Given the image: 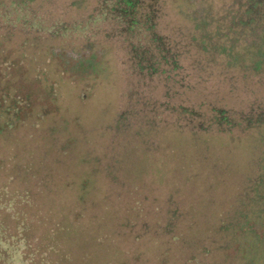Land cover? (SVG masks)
Here are the masks:
<instances>
[{
    "label": "rangeland",
    "instance_id": "rangeland-1",
    "mask_svg": "<svg viewBox=\"0 0 264 264\" xmlns=\"http://www.w3.org/2000/svg\"><path fill=\"white\" fill-rule=\"evenodd\" d=\"M63 1L44 3L36 13L53 19ZM96 1L85 0V10ZM170 10L166 8L169 18L175 19ZM18 28L24 30L16 26L11 31ZM34 28L29 35L47 38L44 30ZM67 37L42 39L28 54L30 61L24 57L22 63L14 60L11 41L0 44V264H141L144 257L146 264H156L160 248L153 234L142 235L138 225L125 222L131 223L135 213L142 215L131 210L135 201L143 205L142 212L150 210L157 217L168 206L167 193L177 186L171 201H179L183 213L215 215L254 172L250 150L210 142L211 154L195 161L194 146L164 130L157 139L151 136L154 144L160 143L156 151L141 155L133 150L118 170L107 173V158L121 143V133L113 135L111 129L129 87L123 44L112 24L101 20L77 26ZM83 37L102 46L98 55L90 52L77 62L46 53L49 44L78 43ZM228 82L226 96L229 86L236 89L227 96L234 108L256 96L264 105V80L249 72L243 79L234 73ZM160 91L156 86L153 95ZM213 163L217 168L212 169ZM176 165L187 173L198 168V176L186 180ZM216 171L223 183L207 187L212 177L206 175ZM24 186L31 191L27 196L20 194ZM207 195L210 203L204 200ZM142 197L156 201L149 207Z\"/></svg>",
    "mask_w": 264,
    "mask_h": 264
},
{
    "label": "trees",
    "instance_id": "trees-1",
    "mask_svg": "<svg viewBox=\"0 0 264 264\" xmlns=\"http://www.w3.org/2000/svg\"><path fill=\"white\" fill-rule=\"evenodd\" d=\"M52 2L0 0V44L11 41L14 60L22 63L24 57L30 61L28 54L42 39L44 43L58 37L70 39L74 28L95 20L112 24L123 44L129 87L124 108L111 129L113 135L121 133V143L120 150L107 158L111 162H107V173L118 170L133 150L139 149L141 155L156 151L160 143L156 140L154 144L151 136L157 139L164 130L194 146L190 148L195 161L211 154L210 142L250 150L247 155L248 160L252 158L254 172L245 176L246 182L235 197L215 215L195 213L189 217L183 213L180 202L171 201L178 194L177 186L167 193L168 206L157 217L149 214L150 210L142 212L143 205L135 201L131 210L142 215L135 213L131 223L125 222L129 227L138 225L142 235L153 234L160 248L156 264H264V105L256 96L234 108L227 96L231 97L235 88L229 86L227 96L224 91L234 73L243 79L251 72L264 80V68L258 69L264 65V0H97L88 10L83 6L85 0H65L53 19L36 13L40 5ZM168 7L175 19L169 18ZM70 10L74 13L69 14ZM16 26L24 30L12 32ZM32 28L44 30L47 38L29 35ZM47 46L50 57H73L77 62L90 52L98 55L102 47L90 38ZM156 86L161 90L157 97L153 95ZM174 97L182 99L175 101ZM139 136L142 139L135 140ZM128 164L133 166L134 161ZM216 166L213 163L212 169ZM173 168L186 180L198 176V168L188 173L183 166ZM218 173L206 175L212 177L207 187L214 181L223 183ZM20 191L26 196L31 192L25 186ZM210 198L207 195L204 200L210 203ZM142 200L150 207L156 198ZM21 207L17 205L18 212ZM26 234H22L23 240ZM142 260L141 264L149 262L145 257Z\"/></svg>",
    "mask_w": 264,
    "mask_h": 264
}]
</instances>
